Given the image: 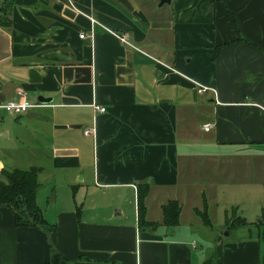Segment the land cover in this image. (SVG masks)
Masks as SVG:
<instances>
[{"label":"crops","instance_id":"obj_1","mask_svg":"<svg viewBox=\"0 0 264 264\" xmlns=\"http://www.w3.org/2000/svg\"><path fill=\"white\" fill-rule=\"evenodd\" d=\"M31 168L51 229L0 208V264H264V0H0V175Z\"/></svg>","mask_w":264,"mask_h":264},{"label":"trees","instance_id":"obj_2","mask_svg":"<svg viewBox=\"0 0 264 264\" xmlns=\"http://www.w3.org/2000/svg\"><path fill=\"white\" fill-rule=\"evenodd\" d=\"M39 172L40 170L37 168H31L29 170L4 169L0 175V208L8 207L15 212L18 227L32 225L42 228L48 234L51 227L47 225L41 208L37 203V194L40 188L38 180ZM149 190L150 188L147 184H141L139 186L138 216L139 226L141 227L148 225L145 217L147 212L146 199L149 195ZM204 202V209L202 211H196V214L206 226H210L211 221L208 216L206 200ZM162 211L163 224L166 227H176L179 225L182 207L178 201L168 202ZM229 222L232 226L246 224L243 218H235L234 222L232 219H229ZM53 251V257L48 264H72L63 258L54 248ZM75 264H78V262Z\"/></svg>","mask_w":264,"mask_h":264},{"label":"built area","instance_id":"obj_3","mask_svg":"<svg viewBox=\"0 0 264 264\" xmlns=\"http://www.w3.org/2000/svg\"><path fill=\"white\" fill-rule=\"evenodd\" d=\"M70 2V0H69ZM81 38H84V35L81 36ZM119 40L127 45H130L128 40L124 37V36H119ZM207 89L203 88L200 92H205ZM18 94L20 96H25L26 94L19 91ZM39 106L37 105H33L31 104L28 100L24 99L21 102H10L8 104H6L5 106H3V108L6 110V112L10 115H21V114H25L26 112H28L30 109L33 108H37ZM94 109L99 111V112H105L106 109L105 108H101L99 106L94 105ZM206 131L210 130V125H206L205 126ZM92 131L91 130H87L85 132L86 135L90 134Z\"/></svg>","mask_w":264,"mask_h":264},{"label":"rangeland","instance_id":"obj_4","mask_svg":"<svg viewBox=\"0 0 264 264\" xmlns=\"http://www.w3.org/2000/svg\"><path fill=\"white\" fill-rule=\"evenodd\" d=\"M230 176H225L224 178H222L221 179V181L219 180L218 182H225V180H227V178H229ZM225 179V180H224ZM226 198H223V201H219L220 203H219V206H218V209H217V214H216V218H213V220H214V222L216 223V224H218L219 222L221 223V224H223V221H224V209H223V204L225 203V201H227V200H225ZM220 200H221V197H220ZM44 207V206H43ZM228 215L230 216V218L232 219V221L234 222L235 221V218H239V217H242L241 215H240V213H238V214H235V212H234V209H232L231 207H228ZM214 212V211H213ZM236 215H238V216H236ZM184 219H188L187 218V216H186V218H184ZM260 222V220H257V223H259ZM229 229V228H228ZM228 229H225V233L228 231Z\"/></svg>","mask_w":264,"mask_h":264},{"label":"water","instance_id":"obj_5","mask_svg":"<svg viewBox=\"0 0 264 264\" xmlns=\"http://www.w3.org/2000/svg\"><path fill=\"white\" fill-rule=\"evenodd\" d=\"M160 1V6H163L165 4H170L171 3V0H159ZM40 101L43 102V103H48L49 100H46L44 98H40ZM174 232L173 228L170 229V234L172 235Z\"/></svg>","mask_w":264,"mask_h":264}]
</instances>
